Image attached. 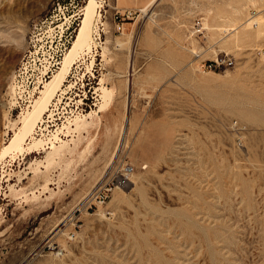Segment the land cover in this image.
I'll use <instances>...</instances> for the list:
<instances>
[{
  "label": "rangeland",
  "instance_id": "1",
  "mask_svg": "<svg viewBox=\"0 0 264 264\" xmlns=\"http://www.w3.org/2000/svg\"><path fill=\"white\" fill-rule=\"evenodd\" d=\"M97 1L91 53L12 153L90 0H0V264H264V0H158L124 33Z\"/></svg>",
  "mask_w": 264,
  "mask_h": 264
},
{
  "label": "bare ground",
  "instance_id": "2",
  "mask_svg": "<svg viewBox=\"0 0 264 264\" xmlns=\"http://www.w3.org/2000/svg\"><path fill=\"white\" fill-rule=\"evenodd\" d=\"M156 2L157 0H151L147 5L141 8L139 13L147 14ZM97 3V0H90L89 4L86 6L83 13L84 19L82 21V26L79 30V33L77 34L76 39L73 40L71 48L68 49L62 61L59 62V59H57V57H54L53 61H48L47 65L45 66L42 72L43 76L35 88V92L39 94V98L36 99L32 104V110H27L26 113L21 115L19 127L17 128L18 130L15 132V135L11 140L10 145L5 148L6 152L10 151L14 153L18 151L24 152L26 150V140L30 137H33L34 132L44 122L45 115L50 112L51 105L57 99L59 93L64 94V87L67 83V79L79 58L86 51L91 53V32L94 26L93 23L94 21H96V18L99 17L97 11ZM116 7L115 10L122 8L120 0H117ZM103 98H106V95H103L102 99ZM100 111L103 110L101 109ZM58 133L59 131L57 132L54 138L57 139ZM44 144L45 143H43L42 140L36 141L33 144H30L27 150L31 151L30 153L36 152Z\"/></svg>",
  "mask_w": 264,
  "mask_h": 264
},
{
  "label": "built area",
  "instance_id": "3",
  "mask_svg": "<svg viewBox=\"0 0 264 264\" xmlns=\"http://www.w3.org/2000/svg\"><path fill=\"white\" fill-rule=\"evenodd\" d=\"M137 12H134L132 10H127L125 12H120L119 10H115L113 15L114 24L116 26V29L120 33H124L126 28L125 25L128 24L130 21H133ZM206 31L203 19L197 20L194 27L192 28V36H198L201 37L204 35V32ZM196 55V54H195ZM196 58L199 59L200 55H196ZM204 66H208L213 69H218L221 64L219 62L217 63H206Z\"/></svg>",
  "mask_w": 264,
  "mask_h": 264
},
{
  "label": "crops",
  "instance_id": "4",
  "mask_svg": "<svg viewBox=\"0 0 264 264\" xmlns=\"http://www.w3.org/2000/svg\"><path fill=\"white\" fill-rule=\"evenodd\" d=\"M132 1L133 0H123L121 9H124V12L127 10H132V11L136 10L137 12H139L141 8L147 5L151 0H137L134 3H132Z\"/></svg>",
  "mask_w": 264,
  "mask_h": 264
}]
</instances>
